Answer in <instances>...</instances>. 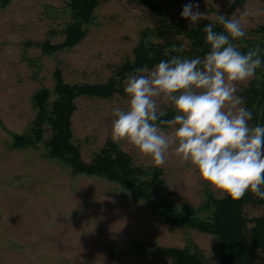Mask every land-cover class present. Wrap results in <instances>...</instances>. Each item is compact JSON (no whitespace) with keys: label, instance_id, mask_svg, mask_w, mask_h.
Segmentation results:
<instances>
[{"label":"rangeland","instance_id":"374dc122","mask_svg":"<svg viewBox=\"0 0 264 264\" xmlns=\"http://www.w3.org/2000/svg\"><path fill=\"white\" fill-rule=\"evenodd\" d=\"M68 1L10 0L4 4L0 0V264H171L163 253L168 247L199 248L206 261L218 263L216 236L168 222L149 199L136 198L116 182L77 173L65 162L45 156L43 142L21 148L12 144L14 134L27 131L36 119L35 94L45 88L51 99L57 97L56 70L69 84L106 82L115 66L134 57L140 33L153 22L149 9L137 3L97 0L79 44L45 51V41L55 44L64 39L58 33L69 19ZM234 1L196 0L208 19L217 21L220 14L238 18L244 30L264 24V15L251 14L264 7V0H245L231 11ZM187 2L172 9L175 17ZM245 8L250 14L242 17ZM127 79L122 91L111 98L76 99L74 142L87 163L113 140L112 109L127 107ZM253 79L236 82V87H246ZM158 104L161 110H173L162 100ZM114 142L136 165L164 171L165 188L155 198L189 202L204 218L207 192L216 197L225 194L171 149L166 163L158 166L127 141ZM263 213L264 206L248 209L250 216Z\"/></svg>","mask_w":264,"mask_h":264},{"label":"trees","instance_id":"16d2710c","mask_svg":"<svg viewBox=\"0 0 264 264\" xmlns=\"http://www.w3.org/2000/svg\"><path fill=\"white\" fill-rule=\"evenodd\" d=\"M9 1L3 0V3L8 4ZM185 1L128 0L148 8L153 21L140 33L139 42L133 49L134 57L115 66L106 82L69 84L62 72L56 70L54 92L57 97L51 99V92L45 88L35 94L33 102L38 109L36 119L27 131L14 134L12 144L21 148L43 142L47 150L45 156L65 162L77 173L96 175L116 182L132 191L136 198L149 199L166 221L212 234L218 239V263L206 261L199 248L168 247L163 249V253L171 259V264H264V213L259 216L248 214L250 207L264 206V199L255 197L251 192H246L239 200L226 194L216 197L207 192L205 207L208 214L202 218L198 209L189 202L176 204L166 198H155V193L165 188L164 171L161 168L136 165L133 157L111 139L87 163L82 157L80 146L74 142L72 118L77 109L78 97H113L122 91L124 81L137 68L147 67L151 70L160 60L168 59L164 53L173 44L184 47L183 56L193 58L203 57L209 50L203 25L213 23L215 31H222V26L211 19L190 25L189 20L175 17L172 9ZM244 1L235 0L230 10L234 11ZM97 6V0H69V19L58 33L64 37L63 41L51 44L47 40L42 45L43 49L53 53L79 44L87 34L86 24L92 21ZM226 17L229 18L228 15ZM245 32L243 38L232 42L243 53L260 45L264 59V24ZM254 78L237 93L244 97V106L253 112L250 126L257 123L264 125V66L257 69ZM174 115V111L170 110L164 119Z\"/></svg>","mask_w":264,"mask_h":264},{"label":"clouds","instance_id":"9594fccd","mask_svg":"<svg viewBox=\"0 0 264 264\" xmlns=\"http://www.w3.org/2000/svg\"><path fill=\"white\" fill-rule=\"evenodd\" d=\"M199 9L196 0H188L180 16L198 25L208 19ZM249 14L246 8L240 13ZM251 14L264 15V7ZM216 23L222 31H215L213 23L203 25L209 45L203 57L183 56L184 47L173 44L164 53L168 59L151 70L137 68L128 77L127 107L112 109L111 137L132 144L158 166L173 150L205 182L234 200L246 192L264 199V125L250 126L253 112L236 87L264 66L262 49L257 45L243 53L232 42L246 35L240 19L220 14ZM158 100L171 106L172 118L164 119L167 112ZM163 125L172 130L166 132Z\"/></svg>","mask_w":264,"mask_h":264}]
</instances>
